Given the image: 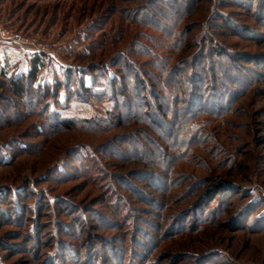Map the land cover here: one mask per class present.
I'll list each match as a JSON object with an SVG mask.
<instances>
[{"label":"rangeland","instance_id":"obj_1","mask_svg":"<svg viewBox=\"0 0 264 264\" xmlns=\"http://www.w3.org/2000/svg\"><path fill=\"white\" fill-rule=\"evenodd\" d=\"M242 1L249 8L236 0H0V28L12 35L0 38V64L25 70L41 54L36 83L49 91L39 114L18 121L0 100V264H264V0ZM224 14L233 24L228 34L216 26L224 27ZM134 40L155 56L141 55ZM175 48L181 53L172 54ZM118 52L126 53L129 70L135 64L147 71L139 91L124 92L140 94L131 105L113 94ZM222 55L233 65L224 72L215 60ZM157 56L170 58L171 83L162 82L173 95L186 102L191 84L216 93L211 102L186 105L198 120L189 121L183 104L164 106L159 97L166 94L154 92ZM188 61L201 62L203 71L189 76ZM234 68L254 73L253 94L237 90L244 77ZM79 82L96 84L97 96L71 95ZM56 83L65 87L57 90ZM76 104L101 118L87 130L60 119L53 133L45 132L52 112L71 118L75 110L67 105ZM152 108L159 122L139 116ZM153 143L162 158L151 167ZM169 171L173 188L169 176L161 180ZM201 177H222L242 189L215 215L213 192L187 206L189 185ZM204 205L213 220L202 219ZM179 226L184 232L168 235ZM181 249L210 250L204 258L171 255Z\"/></svg>","mask_w":264,"mask_h":264},{"label":"trees","instance_id":"obj_2","mask_svg":"<svg viewBox=\"0 0 264 264\" xmlns=\"http://www.w3.org/2000/svg\"><path fill=\"white\" fill-rule=\"evenodd\" d=\"M236 1L240 2L239 6H243L244 4H246L245 8H249L248 2H243L242 0H236ZM234 4L236 5V3H234ZM183 6H186V5H183ZM192 6H194L193 2H191L189 4V7H192ZM219 19H222V21H225L223 23L224 27L221 26L220 22H216V24H217L216 26L224 28L222 32L225 34H228V33H226L227 31H225V30L231 29L233 27L232 22L229 21V20H231L230 17L227 16L226 14H224V15H220ZM218 25H220V26H218ZM163 30H167V29H163ZM167 43H168V39L166 40L165 44H167ZM135 44L139 45V48H137L135 50L138 52H141L140 53L141 55H143L145 53H151L152 55L155 56L153 49L149 45H146L144 43H140V42L135 41V40L133 42H131V45H135ZM179 44H181V43L178 42V45ZM179 46L181 48H184V43L182 45H179ZM215 52L218 54V51H215ZM179 53H181V49L175 48V50H173L172 54H179ZM189 57H190V55H189ZM115 58H118L117 62H119V64L122 63L123 68H121V66H118L119 64L116 65L117 68L119 69L118 72L120 74V77H117V78H116V76L114 77L116 79L117 83L115 84L113 94L115 96L119 95V96L125 97V96H127V94L124 95V92H125L126 88H128L130 86L138 89V91H139V86H141L140 82L142 85H144V82H145L144 81V73H146L147 71L145 69L135 65V64L133 65L134 69L129 70L130 64H129V60H126L127 59L126 53H123V52L119 53L118 52V53L113 55L112 60H114ZM194 58H196V57H194ZM189 59L192 60V58H189ZM226 59L227 58L224 55L219 56L218 58L215 59L216 61L221 60L223 62V64L220 65V67H219L221 72H224V70L227 67L233 68V65L231 64V62H228V61L225 62ZM169 60H170V58L164 59L160 56H157V61H155V64L157 66L156 69L159 72L160 76H159V78H158V75L152 76V79H153L152 84L155 86L154 92H157V94H160V92H163L166 94V98H164V97L160 98L159 97L160 100H163V102L165 104L164 106L168 105L169 109L176 110L175 107H173V104H175V103L183 104L182 105L183 111H185L186 113H188L190 115L189 117L191 118V120H189V121L192 122L194 120H198L199 115H197L196 113L192 114L195 111L189 110L186 107V105L189 106V105L195 104L196 106H199L200 103H203L205 101L211 102L212 100L216 99V93H213V91H212L211 94L206 95V94H204V91L202 90L200 85L195 86L194 84H191V86H189L190 90H189V93H188L189 95L186 99V102H185V99L183 100V98L178 97L176 95H173V91H171L170 89H167L164 85V82L166 84L171 83L170 77L167 78V76L173 74L172 71L168 72L165 70V64ZM215 60L212 61L211 59H208V62L213 63V65H210L211 70H216V69H214V67H212V66H215V64H216ZM43 62H44V58L41 56V54L40 55L35 54V55H33L32 59H31V66L28 69L19 70L16 67L10 68V66H7L8 64H6V62L4 65L0 66V100H3L5 102L2 104L5 108L3 110V112H6V110L10 106L13 107V109L15 111L14 114H17V115L13 116L14 120H16V121L26 119L29 116H32L33 114L41 111V110H39V106L42 105L40 100L44 96L48 95V93H49L47 88H45L44 86L42 88H40V85L38 83H36L37 78H38L37 74H38L39 70L42 69L44 66ZM189 62H191V61H188V63ZM251 62L253 63V61H251ZM188 63H186V64L188 65ZM200 65H201V62H199V61L198 62L193 61V62L189 63V65H188L189 70L187 71V73L189 72V76H191L194 71H197V69L203 71V68H201ZM177 67H179V65L176 66V68ZM233 70H236L235 72L234 71L233 72H234V74H236L238 76V78H239V76H243L245 79V80L242 79L243 83L239 85L240 89H237V90L239 92L243 93L247 89L246 94H248L249 92H251V94H253L254 90H255V86L253 85V82L255 81L254 73L249 70L248 72L240 74L239 73L240 71H238L237 69L234 68ZM114 74L116 75V73H114ZM209 75H216V77L218 78V82L226 83L225 79L223 78L224 75L219 76L213 72L209 73ZM141 76L143 77L142 79H140ZM195 78H198V75H196ZM201 78H199V81L203 80L204 76L203 77L201 76ZM162 81H164V82H162ZM176 81H179V80L176 79ZM35 83H36V86H34ZM55 87L58 90L61 87H65V84L56 83ZM141 88H142V86H141ZM110 90L112 93V89H110ZM212 90H213V87H212ZM174 92H176V89H174ZM235 92L237 95L238 92L237 91H235ZM97 94L98 93H97V89H96V84L86 85L84 83L79 82L78 89L74 90L71 95L77 96L78 98H81L83 96H89L91 99H93L97 96ZM140 98H141V96L139 93H137L135 97H131V98L125 97V100H126L125 104H130V105L134 104ZM73 99L78 100L75 98H73ZM87 104H89V103H87ZM192 107H194V106H192ZM67 108L69 110H72V111L75 110L74 113H71V114L69 113L70 114L69 116L71 118H68L63 113H58V112L53 113L52 112V115H50V116H54L55 120L52 122V124L48 123V125L46 126L47 128H46L45 132L50 131L51 133H53L54 132L53 127L55 126L54 124L56 123L55 121L60 120V119H62V120L65 119L68 121L71 120V122L76 126L77 129L87 130L85 127H86V125H88V123L94 121L95 119H96V121H99L98 119L101 118V116H92V115L84 114V112H83L84 110L80 109L79 105H77V104L76 105H67ZM110 112H111L110 109H108L105 113L110 115ZM222 112L228 113V111H226L225 109H222ZM148 114L151 115V117L154 119L155 122H159V120L157 119L159 115L154 108H152L150 110V112L146 111V112H143L142 114H139V116L145 118ZM17 116H20V119ZM119 116H120L119 114H116V115H114V117H111V119L113 121L112 123L116 127H118L120 125V123L117 124L115 122L118 120ZM174 120H175V122H177V119L174 118ZM83 121L85 123L82 124ZM198 122H200V121H198ZM200 123H202V122H200ZM57 125H58V128H56V129L60 130L59 128L62 126V122L57 123ZM160 133H162V132H160ZM200 133H201V131H200ZM124 135L122 137H124ZM201 136H202V134H201ZM121 140L125 141V139H121ZM164 141H167V140H164ZM168 144L170 146L171 143L167 141L166 145H168ZM151 146H152L151 149L148 148V152H147V155L150 158V160H148L147 163H149V165L152 167L153 164H157L158 161L161 160L162 148L158 144H156V146H154V143L151 144ZM127 147H129V146L127 145ZM171 147L176 148V149L183 148L181 145H176V146H171ZM164 168H165V170H167L169 168V166H164ZM153 169H154V167H153ZM168 176L170 177V179H169L170 181L168 180L167 184L169 182V184L172 187V185H173L172 174L170 171H169L168 175H163L161 180L163 179L166 181ZM174 178H176V176H174ZM223 181L224 180L222 177H219V178H213V177L202 178L201 177V178H196V180L191 181L194 184L189 185V190H190L189 196H188L189 197V199H188L189 203L187 204V206L189 205V206L193 207L194 205L197 204L196 200L205 196L209 192H213V196H215V197L217 196L216 197L217 199L213 198L216 200V204L218 206L217 209L215 210L216 211L215 215H217L218 212H221L220 207L223 209L225 206L229 205V203H230L229 201L234 198L232 196L234 194H236V192H240V190L242 189V186L236 182H233V181L232 182L231 181H228V182L224 181L223 182ZM176 183H178V182L175 181V184ZM225 184H228V185L224 186ZM222 187H226V188L219 189ZM234 190H236V191H234ZM229 193H231L230 196L228 197L229 200L228 199L226 200L224 196L229 194ZM111 199H113V197ZM209 202H211V201H208V203ZM206 206L207 205L200 207L202 219L207 220V221H211L215 218V215H211L212 213H210V215H207L209 213L210 208L206 211V209H205ZM191 210H192V208L190 209V211ZM174 212H172L171 214H173ZM6 216L8 217L9 215L7 214ZM6 216H4L2 218L5 219ZM198 220L199 219H197V222H198ZM161 222H162V220H161ZM197 222H196L195 226H198ZM182 232H184V230H183L182 226H179L177 229L173 230L168 235L177 236V235L181 234ZM4 244H8V243H4ZM208 250H210V249L202 250L200 252L190 253L189 250L181 249L179 251H174L176 253H172L171 251H170V253H172L171 255H176V256H184V257H191V258H194V257L195 258L196 257L204 258L205 256H207Z\"/></svg>","mask_w":264,"mask_h":264},{"label":"built area","instance_id":"obj_3","mask_svg":"<svg viewBox=\"0 0 264 264\" xmlns=\"http://www.w3.org/2000/svg\"><path fill=\"white\" fill-rule=\"evenodd\" d=\"M0 38L4 41L10 40L12 38L11 33L4 27L0 28ZM18 41L22 42V44L26 43V40L19 39Z\"/></svg>","mask_w":264,"mask_h":264},{"label":"crops","instance_id":"obj_4","mask_svg":"<svg viewBox=\"0 0 264 264\" xmlns=\"http://www.w3.org/2000/svg\"><path fill=\"white\" fill-rule=\"evenodd\" d=\"M0 66H1V64H0Z\"/></svg>","mask_w":264,"mask_h":264}]
</instances>
